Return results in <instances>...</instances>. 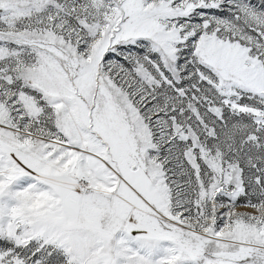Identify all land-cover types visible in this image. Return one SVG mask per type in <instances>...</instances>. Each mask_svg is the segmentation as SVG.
Returning <instances> with one entry per match:
<instances>
[{"label":"snow or ice","instance_id":"1","mask_svg":"<svg viewBox=\"0 0 264 264\" xmlns=\"http://www.w3.org/2000/svg\"><path fill=\"white\" fill-rule=\"evenodd\" d=\"M0 264H264V0H0Z\"/></svg>","mask_w":264,"mask_h":264}]
</instances>
